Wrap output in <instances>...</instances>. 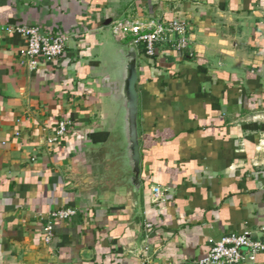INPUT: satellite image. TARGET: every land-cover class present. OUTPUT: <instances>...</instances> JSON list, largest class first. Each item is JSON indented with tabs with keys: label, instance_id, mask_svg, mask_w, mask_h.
<instances>
[{
	"label": "crops",
	"instance_id": "0c3cea01",
	"mask_svg": "<svg viewBox=\"0 0 264 264\" xmlns=\"http://www.w3.org/2000/svg\"><path fill=\"white\" fill-rule=\"evenodd\" d=\"M125 18L183 19L191 43L139 54V250L133 198L96 136L102 97L83 79L96 34ZM0 24L69 35L33 68L24 37L0 29V264H199L223 235L264 242V0H0ZM63 208L77 214L51 217Z\"/></svg>",
	"mask_w": 264,
	"mask_h": 264
},
{
	"label": "water",
	"instance_id": "95a60500",
	"mask_svg": "<svg viewBox=\"0 0 264 264\" xmlns=\"http://www.w3.org/2000/svg\"><path fill=\"white\" fill-rule=\"evenodd\" d=\"M89 55L83 79L89 78L101 94L104 105V124L96 136L109 144V159L118 165L124 176V186L133 198L132 247L139 250L137 242L143 225L139 53L134 45L118 41L111 25L96 34Z\"/></svg>",
	"mask_w": 264,
	"mask_h": 264
},
{
	"label": "built area",
	"instance_id": "2783aa9c",
	"mask_svg": "<svg viewBox=\"0 0 264 264\" xmlns=\"http://www.w3.org/2000/svg\"><path fill=\"white\" fill-rule=\"evenodd\" d=\"M0 29L9 33H17L25 39V46L21 54L29 61L30 66L37 67L39 61L44 59L53 63L61 58L67 50L69 35L65 32L44 33L37 25H5ZM113 33L118 41H128L134 45L139 54L155 58L159 56L162 45L183 52L190 48L188 38L189 27L183 19L161 21L156 18L136 20L125 18L113 25ZM70 122L62 121L56 132L55 140L65 137L69 132ZM154 200L161 201L164 194L159 187L155 188ZM77 214L73 208L54 210L53 219L66 220ZM152 225L148 224L147 228ZM46 240L52 237V225L45 228ZM264 252V242L254 238L250 232L223 235L213 240L209 254L199 261V264H241L246 261L255 262L257 256ZM149 258L144 257L143 264H149Z\"/></svg>",
	"mask_w": 264,
	"mask_h": 264
}]
</instances>
